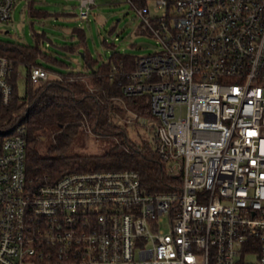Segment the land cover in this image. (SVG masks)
Instances as JSON below:
<instances>
[{"label":"built area","instance_id":"obj_1","mask_svg":"<svg viewBox=\"0 0 264 264\" xmlns=\"http://www.w3.org/2000/svg\"><path fill=\"white\" fill-rule=\"evenodd\" d=\"M126 1L157 45L120 85L149 102L172 190L132 169L35 182L25 126L2 130L0 264H264V0ZM95 2L78 0L81 19ZM13 70L0 54L2 105Z\"/></svg>","mask_w":264,"mask_h":264},{"label":"trees","instance_id":"obj_2","mask_svg":"<svg viewBox=\"0 0 264 264\" xmlns=\"http://www.w3.org/2000/svg\"><path fill=\"white\" fill-rule=\"evenodd\" d=\"M38 11L35 14L42 13ZM43 36L37 34V40ZM78 37L79 43L61 46L69 52L84 50V70L39 80L30 77L32 66H44L45 61L67 67L68 62L44 51L38 41L35 45L0 42V54L12 59L14 65L12 100L8 105L0 103V131L25 126L27 173L35 182L45 177L54 182L74 171L132 169L139 172L146 191H171L176 178L167 172L154 144L146 138L132 140L127 134L129 112L152 117L147 99L125 96L120 85L126 78L123 73L135 67V56L114 51L102 61L89 51L84 31H79ZM21 66L27 68L24 95L18 92ZM88 129L107 140L106 148L98 154L71 155L77 136ZM50 135L47 148L41 150L40 143Z\"/></svg>","mask_w":264,"mask_h":264},{"label":"rangeland","instance_id":"obj_3","mask_svg":"<svg viewBox=\"0 0 264 264\" xmlns=\"http://www.w3.org/2000/svg\"><path fill=\"white\" fill-rule=\"evenodd\" d=\"M37 10L42 13L35 14ZM79 31H84L91 54L102 61L107 60L114 51L137 58L153 52L157 45V39L142 28L135 11L126 0H96L89 18L85 20L79 17L78 0H18L12 19L8 22L0 21V42L35 45L38 41L44 51L68 62L69 66L61 67L42 61L45 67L53 71L51 73L59 74L84 69L81 54L84 50L69 52L61 46L66 42L79 43ZM37 34L44 36L37 40ZM71 35L74 37L71 38ZM26 79L27 68L21 66L18 76L20 95L25 94ZM152 121L153 117L129 112L126 120L129 138H146L153 145ZM50 139L51 135L40 143L41 150L47 148ZM107 143V140L98 138L88 129L77 136L69 153L98 154L103 152Z\"/></svg>","mask_w":264,"mask_h":264},{"label":"crops","instance_id":"obj_4","mask_svg":"<svg viewBox=\"0 0 264 264\" xmlns=\"http://www.w3.org/2000/svg\"><path fill=\"white\" fill-rule=\"evenodd\" d=\"M67 66H69V64L67 65ZM45 67V66H44ZM62 67V66H61ZM47 68V67H46ZM81 70H84V69H81ZM70 71H73V70H69L68 72H70ZM51 72H53V71H50V73ZM68 72H66V73H59V74H53V73H51L52 74V76L53 77H59V76H62V75H65V74H67Z\"/></svg>","mask_w":264,"mask_h":264}]
</instances>
